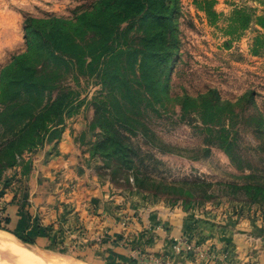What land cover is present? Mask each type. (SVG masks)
Returning a JSON list of instances; mask_svg holds the SVG:
<instances>
[{"label":"rangeland","instance_id":"374dc122","mask_svg":"<svg viewBox=\"0 0 264 264\" xmlns=\"http://www.w3.org/2000/svg\"><path fill=\"white\" fill-rule=\"evenodd\" d=\"M140 1L143 13L136 0H0V74L27 49V17H61L71 53L53 59L35 44L28 59L45 89L32 105L76 96L17 164L32 161L16 192L35 233H23L29 217L17 228V206L8 208L14 233L0 232L70 264H183L167 242L152 241L171 234L136 229L126 202L186 219L204 207L221 218L238 210L263 224L251 229L248 260L239 263L255 264L264 255V194L243 187H264V0H175L162 19ZM44 29L35 24V33ZM23 102L0 99V132L15 128ZM12 200L0 187V208ZM221 254L230 258L231 246ZM0 261L15 264L3 251Z\"/></svg>","mask_w":264,"mask_h":264},{"label":"trees","instance_id":"16d2710c","mask_svg":"<svg viewBox=\"0 0 264 264\" xmlns=\"http://www.w3.org/2000/svg\"><path fill=\"white\" fill-rule=\"evenodd\" d=\"M148 2H152L150 10L153 14L152 16L156 19H162L165 17V13L171 8L170 5L174 7L176 1L148 0ZM153 3L160 5V8H155ZM135 5V9L139 13L144 12V6H142L140 0H136ZM37 22L46 24V29L40 33H35V24ZM25 23L27 49L24 53L14 56L11 63L5 66L0 74V99L4 100L9 94H14L15 102L24 100L23 104H18L19 106H16L18 110L16 109L12 117L15 128H12L10 132H0V187H2V191L13 194L12 202L0 208V230L14 233L9 229L14 223V220L12 212L9 211L8 208L17 206L19 207L17 228L23 222H26V217H29V219L31 218L30 220L32 223L23 231V233L31 238L35 233L37 225L35 221H32L30 215L24 216L20 214V212L25 210V207L21 198L17 197L16 185L21 183L22 178L29 176L32 170V161L31 159L24 160L22 167L17 164L26 154H32V152L44 144L46 135L49 134L57 124L62 122L64 111L69 107L76 96L62 94L47 102L45 105H32L34 100L39 101L45 89L43 79L37 75L31 60L28 59L35 49V44L41 41V43L45 45L44 49L49 52V55L53 59H63L64 56L70 55L71 50L68 43L69 35L65 29L67 24L66 19L56 16H50L49 19L45 20L27 17ZM74 55L76 56L77 54ZM91 56L96 58L95 54ZM0 123L7 126L2 120ZM102 127L108 131L110 127L108 121H106ZM7 128L5 127L6 131H9ZM19 167L20 169L18 170ZM11 170L14 172L12 177L7 175L8 171ZM243 188L249 192L264 194V187L260 185H247ZM189 221H194L192 224L195 225L203 220L191 217ZM183 236L195 240L192 225L190 228L185 227ZM26 239L23 240L34 243L32 242L33 239L31 240L27 237ZM196 243L201 244L197 241ZM178 258H180L181 261L178 259L177 262L185 263L183 256H178Z\"/></svg>","mask_w":264,"mask_h":264},{"label":"crops","instance_id":"0c3cea01","mask_svg":"<svg viewBox=\"0 0 264 264\" xmlns=\"http://www.w3.org/2000/svg\"><path fill=\"white\" fill-rule=\"evenodd\" d=\"M126 203L128 211L131 212L129 215L130 217L128 218L129 221H135L137 219L133 224L137 227L136 229L139 227L140 230H142L141 232H146V234L151 233L152 235H160V231L164 232L165 235L167 232L171 234L168 241L162 236L156 238L155 241L152 240L157 246L167 242V245H169L168 249L172 250L170 241L183 236L185 227L190 228L192 225L195 241L204 244L205 247H211V253L215 256V260L212 261V263H194L186 261L183 264H225L226 262L227 264L245 263V261L248 260L245 255L249 247L247 238L252 233L251 229L255 227L263 229V224H257L254 217H252V219H250V217L246 218V214L240 213L238 210L234 213H228L225 216L222 215L221 218L219 215L216 217L217 214L213 208L204 207L201 211H198L197 214L201 217L196 216V219L203 221L193 225L192 223L194 221L190 222L189 218L186 219L185 215L181 218L177 217L180 213L174 214V212H169L168 209L161 208L157 204L153 205L145 203L144 200H138L137 202L132 203V199L130 202L128 201ZM144 205L147 206L145 207ZM201 213L203 215H201ZM160 225L166 226V229H157ZM168 225L169 227H167ZM129 226L131 227L132 225L128 223V227ZM116 227H118V225ZM168 228L170 230H168ZM118 230L124 232L125 227L120 225ZM228 244L231 246L232 254L231 257L226 260L221 252L226 246H229ZM252 258L255 264H264L263 253L259 257L253 256Z\"/></svg>","mask_w":264,"mask_h":264},{"label":"bare ground","instance_id":"6f19581e","mask_svg":"<svg viewBox=\"0 0 264 264\" xmlns=\"http://www.w3.org/2000/svg\"><path fill=\"white\" fill-rule=\"evenodd\" d=\"M0 232V251L7 254L15 264H70L65 261H58L56 259L38 257L37 255L31 253L27 249H24L20 243L14 240L10 236H2ZM0 264H10L1 262Z\"/></svg>","mask_w":264,"mask_h":264},{"label":"built area","instance_id":"2783aa9c","mask_svg":"<svg viewBox=\"0 0 264 264\" xmlns=\"http://www.w3.org/2000/svg\"><path fill=\"white\" fill-rule=\"evenodd\" d=\"M171 247L172 252H174L173 254L176 256H183L184 262L211 263L215 260V256L209 249H205V246L197 244L195 240H191L186 236L173 239ZM222 256L225 258L227 257L226 254Z\"/></svg>","mask_w":264,"mask_h":264}]
</instances>
